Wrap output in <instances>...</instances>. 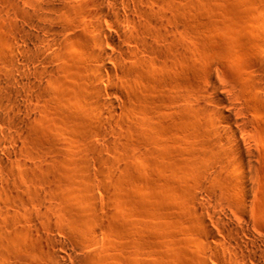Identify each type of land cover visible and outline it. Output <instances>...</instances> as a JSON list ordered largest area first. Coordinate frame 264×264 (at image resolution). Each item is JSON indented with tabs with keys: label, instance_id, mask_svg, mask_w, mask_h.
<instances>
[{
	"label": "bare ground",
	"instance_id": "6f19581e",
	"mask_svg": "<svg viewBox=\"0 0 264 264\" xmlns=\"http://www.w3.org/2000/svg\"><path fill=\"white\" fill-rule=\"evenodd\" d=\"M19 1L21 2L20 6L17 4ZM260 2L263 12L264 0H260ZM5 3L6 1H4ZM186 3L185 5H187ZM5 7L9 13L14 12L20 16L21 21L17 22L12 19V15L8 16L9 27L6 32L0 33V124L3 126V129H0V143L10 149V152L6 153L7 156H4L3 152L0 153V175L6 176L9 173L8 163H13L19 168L22 166L20 169L23 171H14L24 178L22 180L24 183L20 178L19 180L22 182L20 184L26 186L27 193H19L17 188L9 190L8 187L0 186V194L1 190H6L5 192L9 190L16 196V200L11 196L13 212L10 207L0 208V217L4 215L7 221L6 224L3 223L5 220L0 222L1 225L5 224L3 227L0 226V232L11 236L7 241H4L5 236L4 238L0 237V264H112L113 257L116 255L113 253L114 243L112 244L104 238L105 232L102 229L109 224L105 226L106 222L103 223V217L105 216L104 219H107L104 221L110 223V219L114 215L123 214H118L112 209L109 213L112 211L111 214L114 213V215L110 217V215H106L108 214L106 210H98L96 206L97 194L94 189L96 183L93 186L94 181L91 182L92 178L89 176L88 164L90 162L88 163L87 158L78 155L77 152L73 153L70 149V151H65L66 143L59 142L55 132L58 131L61 135V129L67 125L70 130L80 134L79 136H85L86 148L87 151H90L89 155L101 148L102 141L100 142L99 138L106 140L109 134H115L116 128L107 129V126L98 124V120H113V117L120 112L119 106L124 100L125 104L122 105L125 110L128 109L127 106L133 99L129 98L131 96L127 97L128 95L122 94V90H128L129 94L130 91L136 93L137 88L132 83V78L147 77L146 69L154 66L151 54L163 56L161 58L165 59L166 63L165 44L163 52L158 46L159 43H166V0H11L6 3ZM182 10L180 9V11ZM256 26L254 29L252 28L251 32L258 30L260 33H264V17L262 23ZM79 29L83 33L74 34ZM255 38L258 39V37ZM259 38H261L258 40V42L261 40L259 43L255 39L256 46L261 50L258 61L264 71L263 34ZM70 39H72L71 42ZM222 49L223 54H230L226 49L224 51V47ZM221 50L219 49L220 52ZM165 63L163 65H166ZM161 70L162 68H159V71ZM162 74H158L162 76L160 80L166 83V73ZM161 81H159L160 84ZM4 83H6L5 87L1 89ZM247 84V86L240 85V90H243L247 96H253L250 104L254 107L255 116L264 118V104H259V101L264 99V72L258 79L253 81L248 79ZM207 91L209 103H212V106H205L199 102L196 107L200 105L201 108L204 107L208 111L209 124L202 121L201 124L190 126L195 122L192 124L189 121L186 122L188 109L184 107L181 110L183 120L179 119V123L182 122L183 128L188 126L189 130L187 133L180 132L182 136L174 135L175 137H172V142L174 140V143L178 145L175 148L180 150L181 146L188 147L187 150L190 153L188 154L194 160L193 162L192 160L188 161L198 165H195L198 168L191 176L194 179L192 180L190 177L192 183L190 180L188 188H174L175 192L177 189H181L176 193L177 196L172 194L174 190H169V193H166L165 190L164 192L170 198L172 195V198L176 197V199H172L173 204V200L177 201L178 205H181L178 202L183 200L182 203L188 204L189 201V204L193 203L196 195L202 193L204 197L207 194L206 201L208 200L214 205L210 203L213 208L211 210L209 208L207 211L210 220H206V217L202 215L201 203H194V210L201 228L197 229L195 234H191L194 235L193 237L190 236L189 242L196 247V250L193 248L194 250L192 249L189 253L188 257L191 262L188 260V264H264V151L259 149V132L249 128L251 123L257 124L258 119L247 116L245 112L247 108L243 106L233 108L236 115L232 114L234 112L231 113L223 109L224 105H232V102L229 96L218 92L216 81H211ZM121 95H124L122 96L124 99L119 105L117 99ZM230 96H234L232 92ZM7 101L11 103L10 106L7 105ZM125 105L127 106L125 107ZM127 112L129 111L127 110ZM91 119L97 122H91ZM157 123L155 122V124ZM120 124L119 126H121ZM67 126L65 127L67 128ZM11 130L12 132H10ZM108 131L110 133L107 135ZM147 132L146 129L145 133ZM133 133L131 134L133 135ZM149 135L152 137L151 134ZM18 143L19 146L22 144V149L24 145L27 146L23 150L24 156H21L22 151V154L11 151L17 147ZM175 148L173 149L176 150ZM182 149L181 151L185 150ZM169 154L174 156L172 152ZM164 155L163 152V155L160 156L164 157ZM181 161L179 160V165ZM163 164L167 168L169 166L171 168V165L165 161ZM175 165H177L176 162ZM212 167L217 168L210 170ZM76 168L78 171H75ZM170 170L172 171V169ZM106 174L109 175V173ZM120 174L115 173V176L125 175ZM108 175L106 176L107 180L110 177L109 181L111 182L119 178L113 177V173L111 174L113 178ZM19 180L18 182H20ZM123 181L121 180L119 183ZM108 182L107 185H109ZM124 191L129 195L128 190ZM68 194H71L73 200L68 198ZM124 194L121 193L123 196ZM141 204L143 205V203ZM27 205L36 210L41 219L49 221L53 216L56 219L54 221H57L59 225L71 230L73 238L81 242V247L84 250L78 255H74L73 252H68L65 255L67 252L62 254L52 248L44 251L41 247L29 242H22L21 230H17L11 225L17 222L25 233L34 231L32 228L26 229V219L31 217ZM127 205L130 207L129 203ZM118 207L121 208L120 205ZM102 208L100 207V210ZM151 210L153 211L152 208ZM117 211L119 212L118 209ZM138 211L140 212V210ZM129 213L127 215L130 216ZM147 214L145 215L147 216ZM127 215L124 213L125 219L123 216H120L121 218L118 216L116 221L118 219L119 221L122 219V221H128L129 216ZM125 216L128 218L126 219ZM112 220L111 222H113ZM131 220L119 222L123 226L119 230L122 234L128 231L129 222L135 221ZM136 223L138 222L136 221ZM112 224L110 223V225ZM132 225L131 227H134ZM112 226L107 229H111ZM145 227L143 228L145 229ZM121 228L126 230H121ZM112 229L114 230V228ZM148 230L151 231V229ZM128 234H126L127 236L124 234L125 237H128ZM112 236H114L113 233ZM48 240L50 242L49 238ZM44 241L46 245H49V242L47 244V241ZM56 244L60 248L70 251L66 243L58 241V239ZM124 244L129 246L132 241L128 244L125 241ZM116 256L119 257L118 253ZM131 256L129 252L125 256L123 264H131Z\"/></svg>",
	"mask_w": 264,
	"mask_h": 264
},
{
	"label": "rangeland",
	"instance_id": "374dc122",
	"mask_svg": "<svg viewBox=\"0 0 264 264\" xmlns=\"http://www.w3.org/2000/svg\"><path fill=\"white\" fill-rule=\"evenodd\" d=\"M4 1H6L7 3L8 1L11 0L8 1L0 0V14H1L0 33L6 32L9 27L8 25L9 21L7 18L8 16L10 17L12 15V19H15L17 22L21 21L20 16H18L16 13L14 12L9 13L6 10L7 9L5 7L6 3L4 4ZM185 3L187 5H185ZM17 4L20 6L21 2L19 1ZM170 5L171 7L172 6L173 7L171 8ZM183 5L185 7H182ZM180 9L183 10L180 11ZM184 9L187 11H185ZM174 13H176L175 16H173ZM263 14H264V10L263 12L261 11L260 0H166V43L158 44V46L161 47V51L162 49H164L163 47L165 46L164 50L166 51L164 50L163 51L166 53V63L164 62L165 59L162 60L163 56H161L162 57L161 58L160 56L155 54L150 55L153 58L154 66L153 67L151 66L150 68L146 69L148 72L147 73L145 71L147 74L146 78L145 77H142L141 79L139 77H136L137 79L132 78V83H134V85L136 86L135 88H137L135 94L134 92L132 93L131 91L129 94L128 90L125 89L122 90V94L128 95L127 97L131 96L129 98L133 100H130L131 101L130 105L128 106L125 105V107L126 106L128 107V109L126 110L124 109L123 106L125 104V100H124V102L122 103L123 105L121 104L123 108L119 106L120 112L117 111L118 112L117 116L115 115L113 117V120L112 119L111 120L107 119L105 121L100 120L101 122L98 120L97 122V121H93L94 119L90 116L93 119L90 120L91 122L93 121V122H97L98 124L105 125L107 126V129H109L110 127L116 128L115 134H109L110 132L108 131L107 132V135L109 134L107 138L108 140L107 139L103 140L99 138L100 142L101 141L103 142V143L101 142V148H99L96 151H93L94 153L91 152V154L89 155L88 152L90 151H87L85 136L84 137H82L83 135L79 136L80 134L70 130L69 126L67 125H65L67 126V128L63 125L64 127L61 129L62 130L61 135L58 133V131L55 132L56 139H58L59 142L67 144V145L65 144V148H64L65 151L71 150V152L73 151V153L77 152L78 155L87 158L88 163L90 162L88 164L90 169L89 176L92 178L90 181L91 182L94 181L92 183L93 186L96 183L94 189H96L95 191L97 194L96 206L98 207V210L99 211H103V209L106 210L108 213L106 215L107 216L110 215L111 217L112 211L110 213L109 211L113 209L114 212L118 214H123L120 215L121 217L123 216V218H124V213L125 215H127L130 212L129 213L130 216L127 215L129 216V218L125 216L126 219L128 218V221L131 219L135 220L133 223L129 222L130 227L128 228V231L130 229L131 232L130 231L124 232L126 229L121 228V230L124 229L123 232L125 235L129 233L128 237H125V235L119 231L120 227L122 226L119 222L122 223L127 220L122 221L123 220L122 219L119 221L118 219L117 222L116 219L119 215H114L113 213L114 215V216L112 215L113 220L110 219V223L112 224L114 221H116L115 222L116 225L114 223L112 224L113 225L112 226L110 225V223H107V221H104L107 219H104L105 216L103 217V223L106 222L105 223L106 225L105 224L104 225L107 226V224H109L106 228L102 229L103 232L107 233V234L104 233V238L108 239L112 244L114 243L113 253L116 255L118 253L119 256L117 257L116 255H114L115 257H113L114 260H112V264H123L126 258L125 256H127L129 252L130 255H132L131 264H188L189 263L190 257H188V255L193 248L194 249L196 248L194 245H192L189 242L190 236L193 237L194 235L191 234L192 233L195 234L196 230L201 228L196 217V211L194 210V203L197 202L201 203L203 207L202 215L206 217V220H210L207 211L209 210V208L211 210L214 205L211 202H208V200L206 201V195H207L206 192H203L206 194L205 197L203 196L204 194L202 195V193L197 194L195 197L196 198L195 201L190 204H189L190 202L189 200H188L189 201L188 204L182 203L184 202V200L182 202L180 201L178 202L179 204L181 203V205H178L176 203L177 201L174 200H173L174 204L172 203V199H176V197L172 198V196L174 194H175L174 196H177L176 193L179 190L189 187L188 185H190V183H192V180L194 179L191 176L194 175L196 169L198 168L197 167L198 165L195 162L192 163L194 160H192L191 159L192 157H190L191 155H189L190 153L187 150L188 147L186 148V146H181L182 148L184 147L183 149L185 150H183L182 148L181 149L183 151H181V149L177 150L176 148L178 145L174 143V140L172 142V137L174 135L182 136V133L184 132L187 133V131L189 130V128L187 129L188 126L183 128L182 122L179 123L180 120L181 121L183 120L181 110L184 109V107L188 109V113H187L188 118L186 117V122L189 121L191 122V124L192 122L193 123L195 122L193 125H190L189 123L190 126H194L197 123L198 124L199 123L201 124L203 122L205 123V121L207 124H209L208 118L210 116L208 111H206L204 107L201 108L200 105H198L199 107H196L197 106L196 104L200 102L205 106H210V105L212 106V103H209L210 101L208 99L209 90L207 91V89L211 85V81H216V83L218 84V92L220 94L224 96L227 95L230 97L232 105L229 106L224 105L223 109H225L226 111L228 110L231 113L234 112L232 114L236 115V112L233 111V108L238 106H243L247 108L246 109L247 111H245L247 116L256 117L254 113V107L251 106L250 104V101L251 99H253V96L252 95L247 96L243 92V90H240V85L247 86L248 79L251 81L258 79L264 72L262 71L263 68L260 66L258 61V58L261 56V50H259V48L256 46V40H255L257 39L255 37H258L257 43H259L261 41L260 40L258 42V40L261 39L259 38V36L261 37L262 34L264 36V33L262 32L260 33L258 30L257 31L254 30L253 32H251L255 27H257L256 25L262 23V18L264 17ZM172 26L174 29L172 28ZM78 32L81 33L82 30L79 29L75 31L74 34ZM71 41L72 39H70V42ZM221 46L224 47V51L226 49L227 53L230 52L231 55L229 53H228L229 56L228 54L226 55L223 54L222 51L223 49ZM219 49L220 50L222 49L221 52L219 51ZM160 62H164L166 65H163L164 63L162 64ZM161 64L164 66V69L161 66ZM159 68L160 69L162 68L161 70L162 72L159 71ZM165 69L166 72H164ZM160 73H163L162 75H165L166 73V83L160 80L162 77L161 75H158ZM158 76L160 77L157 79ZM159 81H161V84ZM5 84L6 83L2 85L1 89H4ZM231 92L232 95L234 96H230ZM124 95L119 96L120 98L118 97L117 101L119 100L118 102L119 105L120 102H122L121 100L124 99V97H122ZM135 97H137L141 101L136 100L137 98ZM155 97L158 99H156ZM6 103L8 106L11 105L9 101H7ZM259 104L263 105L264 99L259 101ZM127 110L129 112H127ZM125 115L128 116L124 117ZM7 117L10 118V116ZM257 119H258V123L257 124L251 123L249 125L250 126L249 128L251 130L253 128L252 131L259 132L258 133L259 134L258 136H260L259 137L260 140L258 139L259 149L260 151H264V118L259 117ZM118 122H120L121 124ZM155 122L158 123L155 124ZM119 124L121 126L124 125L125 127L124 126L121 127L119 126ZM146 126H148L149 128H147ZM157 127L159 128V130H157L158 129ZM152 128H156V129L153 130ZM0 129H3V126L1 124H0ZM146 129L148 131L147 133H145ZM10 132H12V130ZM132 132H134L133 135L131 134ZM149 134H151L153 138L150 137ZM12 136L13 135H11V137ZM152 140L153 142L151 143ZM21 145L22 144H20V146ZM20 146L18 143L17 147L13 148L11 151L17 152L18 154H22L24 152L23 150H25L24 148H26L27 146L24 145L23 149L21 146V150H20ZM173 148H175L176 150H174ZM9 150L10 149H8L7 146L2 145L0 143V153L3 152L4 156H7L6 153L10 152ZM165 151L167 152V154L171 152L174 153V156L172 154H169L170 155L169 157V155H167ZM177 151L178 152L180 151V153H178ZM160 152L162 154H158ZM163 152L165 153L166 156L164 155V157H161L160 155H163ZM24 153L21 156H24L25 155ZM179 154L181 155V157ZM186 154L189 156L186 157L187 156ZM90 156L91 158H89ZM158 159L160 162L158 161ZM184 159L187 161L184 162L185 161ZM179 160H182L181 161L182 163L180 162V165H179ZM188 160H192V162L190 161L191 162L190 163ZM164 161L165 163H168V165H171V168L170 166L169 168H167L166 165L163 164ZM172 161L174 162L172 163ZM175 162L177 165L174 166ZM15 167H16L15 164L8 163L9 173L7 172L8 174L6 176L4 174L0 175V186L8 187L9 190H11V188H17V190L20 191L19 193L21 192L27 193V191H25L26 186L24 184H23L24 186L20 184L22 182L24 183V181H22L24 180V178L21 177L19 174H18L19 176L16 174L18 170L23 171V169H20L22 168V166L20 168L16 167L19 168L17 170ZM216 168L217 167H212L210 170ZM170 169H172V171ZM75 171H78L77 168ZM106 173H109L111 177H112L111 175L112 173H113V177L115 176V173H117V175L118 174L121 175L120 173H123L125 175L123 174L122 175L125 177L116 175L119 178L115 176L117 178L116 181L111 182L109 181L111 180L110 177L107 180L106 176L108 174ZM190 177L192 178V180L190 179ZM19 178L21 179L22 182L19 180ZM18 180L20 182H18ZM121 180L122 181L124 180L122 182L123 184L121 182L119 183V181ZM107 182L109 183V185H107ZM114 182L116 184L118 183L119 186L121 185L122 188L120 189L121 186L120 187L117 186L118 184L116 185ZM176 187L178 188L182 187V188L177 189L175 192ZM116 189L117 191H115ZM122 189L126 191L128 190L127 192H129V195L124 190L122 191ZM9 190L7 192H5L6 190L5 191L1 190L0 208L10 207L13 212L14 206L11 202L13 201V199L16 200V196L12 194ZM130 190L133 192V194ZM164 190L166 191V193H169V190L171 191L174 190L173 191L174 193H172L173 195L171 196V198L170 196L166 195ZM196 192L198 193L197 190ZM121 193L124 194V196L121 195ZM11 196L12 198L13 197L14 198L12 199ZM131 196H133L134 198ZM68 198L69 199L72 198L71 194H68ZM130 198L131 200H129ZM140 198L141 200L143 199L142 202L141 200H139ZM130 201L131 202L134 201L135 203L133 202L131 205ZM46 202H48V199H46ZM204 202L207 204H205ZM128 203L130 207L131 206L133 207V209L132 207L131 208L128 207L127 205ZM136 203L138 206L136 205ZM141 203H143V205ZM119 205L121 206V208L118 207ZM142 206H145L147 209ZM100 207L103 208L100 210ZM149 207H151L153 211ZM27 208L31 213V217L28 220L26 219V223H25L26 229L32 228L34 231L25 233L24 231H22L21 226L17 222H14V224L11 225V227H14L17 230H21L22 232L21 237L23 240L22 242H26V243L29 242L32 245L41 247L42 249H44V251L50 250V248H52L62 254H65L67 252L65 255H67L68 252H73L74 255L76 254L78 255L81 253V251L84 250L83 247H81V242L78 239L73 238V233L71 232V230H69L65 226L59 225L57 221H54L55 218H53V216H51L52 218H50V220L47 221L46 219H41L38 213L36 212V210H34L29 205H27ZM126 208H128L130 211ZM135 208L137 209V211L140 210V212L139 211L137 212ZM117 209L119 210V212L122 213H119ZM215 210H217V208H215ZM151 211L154 213H152ZM147 213L149 214V216ZM5 214L7 215V213ZM145 214H147V216ZM120 216L118 218H121ZM0 219L2 220V221L0 220V222H3L5 220V222L3 223L5 224L7 223L6 219L4 218V215L3 217H0ZM111 220L113 222H111ZM136 221L138 223H136ZM117 223H119L120 226L119 224L117 226ZM134 223H136L137 225ZM5 224L1 225L0 223V226L3 227L5 226ZM131 224H133L132 226L134 227H131ZM146 225L148 227H145ZM110 226H112L114 230L112 228L107 229L110 228ZM116 226L118 227V229L116 228ZM143 227H145L146 230ZM148 229H151V231ZM154 229L156 230V233ZM160 229L163 232L159 231ZM112 233L114 234V236H112ZM4 236H5L4 241H7V239L11 237L10 235H9L10 237L8 235H5L1 231L0 237L4 238ZM48 238L50 239V242ZM51 238L52 239L55 238V240H52ZM57 239L58 241L60 240L61 242L66 243V245L70 248L69 249L70 251L60 248L56 244ZM44 240L47 241L46 242L47 244L49 242V245H46L44 243L45 242ZM125 241L127 244L128 242L132 241V244L134 245L132 244H130L129 246L125 244L123 245ZM44 246H46L48 249ZM126 251L129 252L127 253Z\"/></svg>",
	"mask_w": 264,
	"mask_h": 264
}]
</instances>
